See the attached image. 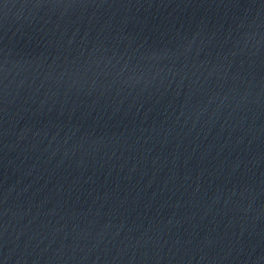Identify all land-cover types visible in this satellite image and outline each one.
<instances>
[{
    "label": "water",
    "instance_id": "obj_1",
    "mask_svg": "<svg viewBox=\"0 0 264 264\" xmlns=\"http://www.w3.org/2000/svg\"><path fill=\"white\" fill-rule=\"evenodd\" d=\"M0 264H264V0H0Z\"/></svg>",
    "mask_w": 264,
    "mask_h": 264
}]
</instances>
